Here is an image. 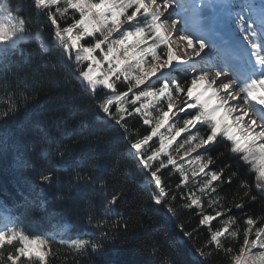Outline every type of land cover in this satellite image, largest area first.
<instances>
[{
    "label": "snow or ice",
    "instance_id": "obj_1",
    "mask_svg": "<svg viewBox=\"0 0 264 264\" xmlns=\"http://www.w3.org/2000/svg\"><path fill=\"white\" fill-rule=\"evenodd\" d=\"M30 7L45 22L35 30L27 27L23 0H0V152H16L22 176L31 156L43 160L34 188L52 190L66 212H50L39 193L25 212L40 211L65 228L63 235L59 228L32 234L0 204V264H51L61 256L63 264H105L116 234L129 226L119 212L124 191L109 190L99 165H85L76 153L79 138L90 139L86 121L75 127L59 109L41 108L33 73L13 59L31 42L44 56L59 49L52 67L72 69L81 94L126 138L127 118L142 121L147 134L129 141V153L154 185L150 199L173 214L167 198L177 196L162 170L178 176L181 207L198 210L199 226L208 229L196 249L200 264H264V0H31ZM10 125L19 127L17 135ZM217 145L224 151L214 156ZM226 153L251 179L227 161L210 167ZM233 183L235 191L222 195ZM257 202L260 214L249 208ZM72 217L87 228L78 230ZM145 247L149 264H178L156 242Z\"/></svg>",
    "mask_w": 264,
    "mask_h": 264
},
{
    "label": "trees",
    "instance_id": "obj_2",
    "mask_svg": "<svg viewBox=\"0 0 264 264\" xmlns=\"http://www.w3.org/2000/svg\"><path fill=\"white\" fill-rule=\"evenodd\" d=\"M11 2L15 6L20 4L21 0H11ZM23 3L25 5L23 15L30 16L27 23L30 30H35L38 23H45L43 18L38 17L31 9V0H23ZM51 32V27L45 25L44 35L49 40H51ZM22 47L25 48V56L13 57V59L22 65L25 71L33 73L30 78L34 81L39 106L46 110L59 109L75 127H78L79 121L85 120L86 129L83 136L90 139L79 138L77 155L83 156L82 162L85 165H91L93 161L99 165L109 190L116 188L124 191L126 202H123L124 198H122L119 212L128 221V230L116 234L108 253L103 257L105 264H149L152 257L145 247L146 242H156L164 252L170 253L178 264H200L201 257L196 249L207 240L208 229L199 226L198 210L181 207L185 201L179 198L180 193L175 189V185L179 182L178 176L170 175V169L162 170V180L166 188L177 196L175 201H171L170 197L167 198L174 209L175 214H173L168 211V205L163 203L157 205L150 199L149 192L154 190V185L148 186V181L145 180L136 159L129 153V141L147 134V128L142 121L138 117L127 118L130 135L126 138L121 128L105 119L103 114L98 113V110L81 94L79 81L72 69L61 67L59 64L55 68L52 67V63L59 55L58 48L52 47L49 55L44 56L35 42ZM45 61L48 63L46 64ZM3 103V93H0V105ZM9 132L17 135L19 127L10 125ZM217 151H224L223 145H217L212 154L215 156ZM29 159L31 163L22 176L19 172L20 165L16 152L14 150L0 152V204L9 206L24 222L26 230L32 234L59 228L63 235L64 224L57 225L55 220L50 224L44 213L40 211L25 212L26 201L37 193L47 198L50 212L60 215L66 212V206L54 199L52 190L41 191L34 188L39 171L46 165L35 155ZM225 161L233 165L232 170H239L243 174L242 178L251 179L246 166L241 167L230 153H226L223 159H218L216 164L210 167L216 169ZM236 187V183L231 186L224 185L221 194L230 196ZM249 208L256 214L261 212L259 202L250 204ZM205 211L208 213L212 211L207 208V204ZM1 213L0 224L3 222ZM233 214L237 217L241 216V212L236 209H233ZM72 220L78 230L87 228L86 224L76 220L75 217H72ZM213 226L219 227V224L213 222ZM66 227L70 233L72 225ZM184 232H191L192 236H185ZM64 251L65 249L61 248V252ZM51 264H63V257L53 260ZM205 264H226V262L220 258H213Z\"/></svg>",
    "mask_w": 264,
    "mask_h": 264
},
{
    "label": "rangeland",
    "instance_id": "obj_3",
    "mask_svg": "<svg viewBox=\"0 0 264 264\" xmlns=\"http://www.w3.org/2000/svg\"><path fill=\"white\" fill-rule=\"evenodd\" d=\"M14 14H16V13H14ZM182 138V137H181ZM193 155H195V154H193Z\"/></svg>",
    "mask_w": 264,
    "mask_h": 264
}]
</instances>
